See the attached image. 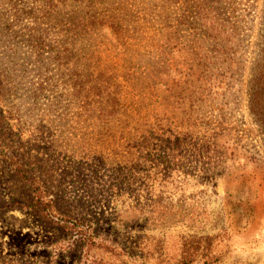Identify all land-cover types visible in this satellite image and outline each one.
<instances>
[{"label": "rangeland", "instance_id": "obj_1", "mask_svg": "<svg viewBox=\"0 0 264 264\" xmlns=\"http://www.w3.org/2000/svg\"><path fill=\"white\" fill-rule=\"evenodd\" d=\"M263 52L264 0H0V152L52 168L64 210L107 208L115 244L147 234L175 261L209 234L217 260L193 264H264ZM1 158L0 264H81Z\"/></svg>", "mask_w": 264, "mask_h": 264}, {"label": "trees", "instance_id": "obj_2", "mask_svg": "<svg viewBox=\"0 0 264 264\" xmlns=\"http://www.w3.org/2000/svg\"><path fill=\"white\" fill-rule=\"evenodd\" d=\"M249 94L250 111L255 119L264 125V52L260 54L253 70ZM3 118L0 119V126ZM8 148L7 151L2 150L0 155L10 169L11 178L23 193L20 205L35 213L47 227L61 232L72 245L82 247L84 256L80 260L81 264H193L199 255H202L205 262L217 260L212 254L216 237L209 234L192 233L184 237L181 253L175 261L166 255L162 240L155 241L154 237L147 234H129L123 244L113 243L110 238L100 236L96 228L98 216L107 208L77 214L73 209L64 210L57 205L55 199L56 194L52 186L56 181L55 171L52 168L44 169L41 170V175L40 170H37V156L32 155L33 152H26L23 147L8 145ZM100 192L101 190L97 189L94 195L97 197ZM121 192L110 184L107 188L108 202L120 197ZM151 212L155 211L152 209ZM121 224L130 227L128 217H125Z\"/></svg>", "mask_w": 264, "mask_h": 264}]
</instances>
